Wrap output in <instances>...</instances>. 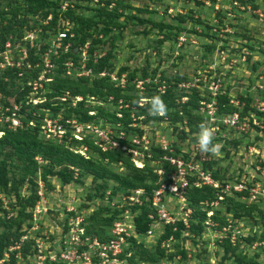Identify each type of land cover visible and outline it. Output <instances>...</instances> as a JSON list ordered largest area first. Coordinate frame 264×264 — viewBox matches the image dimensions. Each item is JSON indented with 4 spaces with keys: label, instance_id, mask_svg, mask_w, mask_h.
<instances>
[{
    "label": "trees",
    "instance_id": "1",
    "mask_svg": "<svg viewBox=\"0 0 264 264\" xmlns=\"http://www.w3.org/2000/svg\"><path fill=\"white\" fill-rule=\"evenodd\" d=\"M22 1L23 3L21 5L14 0H9L11 10H7L1 5L0 0V46L3 45L6 39L10 38L12 41L19 39L26 31L34 28H41L40 39L45 41L48 37L54 38L60 31L65 30L66 27H55L57 21H59L60 18L62 19V23L64 19L68 18V20H71V28L68 27L66 30V36L63 39V43L71 42L72 48L67 52H63L62 48H60L58 50V55L51 56V61L55 64H53V72L50 74L52 80L48 82L50 85V91L49 93H46V96L49 99L52 97V99H50V103L52 105L46 102L44 104H38L34 107L41 116L44 115L41 108L45 106L49 107L48 105H50L51 116H56L58 111H60L62 122L66 119H76L81 122L92 121L95 123L100 121L103 125L109 124L114 125L115 127L117 121H120L123 124V128L127 132L134 131L141 133L143 132V128H140L139 126L131 128L128 126L131 122L129 111H133L135 113L137 123L138 121L147 123L150 121L155 122L162 120V116H152L149 114L151 99L159 96L166 106V113L170 110L174 111L173 116L170 115L169 117L173 125L185 120L187 122L189 132L194 133L200 129L199 123L201 119L199 121L197 118L198 115L191 112V109H197L198 107V104L193 102L194 100L196 101L197 98L192 97L190 98L191 100L188 99L186 102L180 104L177 102V96H175L177 91L180 96L184 94L183 90L178 88L177 84L179 81L186 80V77L178 75L171 80L168 76L163 75L164 73H162V79L167 80L168 83L170 82L163 92L160 93L158 91L156 84L149 83L146 84V86L149 87V89H147L148 92L142 96L136 94L135 92L128 96L123 91L122 93L121 90L126 87L127 81L135 79L138 75L137 70L129 73L128 76L126 74L127 80L125 87L117 86L115 82L111 81L108 75H100L103 71L110 73L115 71L111 58L112 48L115 46L117 37L112 35V33L116 29V26H119L117 18L121 13L116 11L117 7L119 3L125 0H116L115 2L118 5L112 9H107L111 0H102L101 3H104L102 6H98L100 3H94L93 0H76L75 4H72L70 0ZM80 1L90 3L92 7H89L88 5H85L84 7L80 6ZM193 1L196 3L195 6L204 5L203 0ZM210 1L215 2V0ZM239 1L240 3L244 2V0ZM65 3L67 5L63 9L62 6ZM79 7L83 10H95V13L85 15L83 12H77L76 10ZM167 9L168 8L164 9L165 14ZM137 11L139 12L141 9H138ZM28 15H39V23L28 26L24 29L23 25L27 20L26 17ZM49 16L50 18H48ZM187 17H190V15L178 12L174 14V16L170 17L171 19L169 22H164L162 20L155 22L149 18H140L137 14L129 16V18H136L142 24L149 23L152 27H157L158 31L164 34V38L158 40L159 43L167 40L171 41V43L175 42L177 35H179L182 31H188L190 33L194 32L199 35L195 29L192 31L191 29H188V26H186L185 23ZM197 21L200 23L202 22L200 17H198ZM99 22L104 24L105 30L103 32L104 34L110 35L109 40L103 39V37L94 36ZM85 28H91L92 31L85 30ZM194 33L192 34L196 37ZM209 36H211V38L213 37V35ZM89 40H91V42L87 51L85 67L91 71V74L89 77H84L83 79L92 81L91 86L81 88L78 85L70 83L71 81H74V79L69 76H65L64 72L66 68L64 66V61L67 60V58H71L74 65H77L80 56L79 52L74 49L76 48L79 50L84 47ZM107 41L111 48L101 54L94 55L96 47L104 45ZM158 66L159 65L156 67ZM126 69V66L121 67L119 71H117V74L120 75ZM140 71L141 72L138 75L139 77L151 75V78L153 79L156 68H154L150 74L147 73L146 67L141 68ZM5 73L9 74L11 71ZM60 73H63V78H60ZM11 74L9 77V83L2 81L3 75L0 78V91H3L8 95H12L17 92L15 87L17 78L13 75V73ZM28 74L30 75V73ZM32 74L33 77H36L38 72ZM105 86L107 87L106 90L103 89ZM72 87H74L73 90L71 89ZM128 89H133V86H129ZM63 90L70 91L69 93L75 97L79 95L84 97L91 96L93 98H95V96L101 98L104 97L105 102L113 105L115 110L110 112L101 107L99 111L95 108L97 110V113L95 114V109L86 107L84 97H82V100L77 101L76 105L70 104V98H67L65 101H61L58 98L53 99L54 96L62 95ZM23 95L24 92H19L15 97L16 101H19ZM109 96H112L113 99L109 100ZM141 97L149 98V100L143 105H138ZM119 99H121L123 103L128 104L129 107L116 109V104ZM216 100L219 106V111L224 114L239 111L242 116H249L250 121L252 120L253 115H256L257 118H261L264 123V112H260L253 106H250V97L247 95L241 97V100L245 101V105L243 107L244 110L239 108V106L230 104L228 101L229 98L226 94L218 95ZM191 106H193V108H191ZM178 109H180V112H178ZM89 111H93V113L89 114ZM118 111L122 112V117L116 116ZM141 116L144 117L140 120L138 117ZM27 117L33 118L36 121V126L26 128L23 126L15 131L7 130L2 136H0V259H2L4 251L7 250L11 244L15 243V241H18L20 236L25 234L33 224L34 208L40 199L38 194L40 187L37 179L38 176L41 178L45 190L46 188H54L55 184L52 183L53 178L56 179L60 187H63L73 182L84 183V179L91 176V182L94 184L93 194L87 192L85 197L86 200L79 206L77 205L72 209L66 208V216L61 221V234L68 229V219L70 217H75L76 214H82V211H84L85 221L88 222L86 225L87 233L96 234L100 239H105L107 237V235H104L106 228L109 227L111 222L124 209L125 206L122 202L123 197L133 193L136 188H142L144 193L139 195L141 202L131 207L132 210H138V214L134 218L135 231L138 237L131 238V244L129 245L130 247H128L132 250L136 245H139V241L141 240L140 238L145 237L147 230H149L152 227V224L155 223L154 219L150 218V213H152L155 218H158L155 208L151 207V194L152 190L158 187L159 177L153 173L150 162L147 161L144 169L136 168L130 160L129 154H126L118 148L111 149L109 151H101V149L94 143V138L91 136L85 137L82 142L75 139L70 140L68 137L69 132L62 138L61 141L44 138L40 130V120L30 114L27 115ZM176 129V126H173V130L176 131ZM184 132L185 131L182 130L179 137L185 136ZM192 139V142L198 141L197 136H193ZM230 141L234 147L240 145L239 140L231 139ZM247 143L251 144L252 142ZM82 144L87 147L85 155L75 152V150H78L83 146ZM223 149L225 150V156L227 157L229 155V151L225 148ZM153 152L160 154L163 153L157 148L154 149ZM167 153L170 154V152ZM202 156L206 159L200 161L199 159ZM183 157L188 158V154H184ZM195 160L199 161L204 170L210 172L212 178L219 180V182H222L225 179L224 174L220 172L219 168H214L215 161L209 158L207 152L202 154V151L198 148ZM119 162H121V164ZM111 163H114L117 167L119 166V171L113 172L109 169L107 165ZM252 164L254 167L255 164ZM162 166L166 171H170L172 169V167L166 162H164ZM120 167L123 168L120 169ZM193 179L189 178L190 185L186 189L187 204L193 210L192 219L189 222L190 235L193 234L195 236H200L201 238L202 236L207 235L211 246V244L214 245V242H212L211 237L209 238V233L204 224L205 219L210 218L217 222V226H214L213 228L221 230L223 226L229 223V219L237 220V222H243L244 224L245 217L250 219L255 218V215H253L252 212V209H255L256 207L254 204L249 206L248 209L246 204L235 202L232 197L235 195L239 198L242 195L247 196V192L243 191L234 195H227L225 193L222 194L223 199L217 201L222 203L223 201L227 202H225L224 212L223 215H221L222 209L215 208L216 206L214 205L217 204H210L212 201L217 199V190L209 185H202L198 187L194 184ZM109 181L111 182L109 183ZM23 188L24 191L22 190ZM171 196L174 197L173 194L167 192L163 195V200H167V198ZM107 199L109 201H107ZM111 201H114V204H111ZM99 202H104L105 204L99 207ZM251 203H253V201ZM44 206L47 208L46 211L51 209L47 207L46 203ZM208 211H212V214L208 215ZM43 213L44 212H41L37 215L36 222L40 225V227L42 224L41 218L44 215ZM259 215L263 220L264 216L261 210L259 211ZM176 226V230H172L170 224L163 227L161 234L157 238V244L155 246L156 251L159 252L157 255L153 252H149L147 249H140L139 252L132 251L130 256H127V261L131 264H160V261L164 260L166 264H183L182 260L187 256L188 252L186 247H180L177 245L179 246L178 249H176L175 252H172L170 248L171 246H160L162 240L168 238L170 235L174 238L173 243L177 242L178 239L186 240L188 237H191H183L181 235L182 230L186 229L181 221L176 222ZM43 232L46 233V231L40 228L39 231H35V235L43 237ZM230 235L231 231H228L226 237H223L220 241H215V244L223 250L218 264H225V262L229 260H233L231 264H258V254H255V256H249L247 252L242 251V248H251L256 243V246L258 243L262 244L264 242V238H259L256 233L250 235L243 234L242 232V235H239L240 238L237 237L236 241L232 243ZM17 251H20L23 257L27 259L28 264H33L32 258H34L36 253L34 239L31 237L26 238L21 242L20 248L9 252V257L4 259V261L0 264H17V259L15 258V253ZM203 252L205 253L207 250H204ZM177 255H180L179 259H176ZM45 264H61V262L53 261L46 262Z\"/></svg>",
    "mask_w": 264,
    "mask_h": 264
},
{
    "label": "rangeland",
    "instance_id": "2",
    "mask_svg": "<svg viewBox=\"0 0 264 264\" xmlns=\"http://www.w3.org/2000/svg\"><path fill=\"white\" fill-rule=\"evenodd\" d=\"M14 1L21 5L23 3L22 0ZM96 1L98 2L99 0H93L94 3H96ZM115 1L116 0H111L107 9L117 7L118 4ZM203 1L205 2L204 5L199 6H195L196 3L193 0H125L119 3L116 10L121 13L117 18L119 26H116L114 31L112 30V35L117 37L115 46L112 48L111 58L114 69L117 73L121 67L126 66L127 69L123 72L128 76V74L132 73L134 70H137L139 75L141 68L144 67L147 68L148 74L156 68L154 76H159L160 80L157 79L156 82L159 83L152 82V84H156V86L161 84V89L163 86L170 84L167 80L162 79V73L171 80L178 75L186 77L188 81L179 83L178 85V88L182 89L184 94L180 96L178 91L175 93V96H177L176 99H178L177 102L180 104L192 97L197 98L196 101L194 100L193 102H196L198 105L201 103L206 104L211 101L209 99L208 87L212 79H217L221 84V90H225L229 99L242 101L241 97L247 95L250 97V106L254 107V87L259 80V74L264 75V0H244L243 3L237 0L239 6L231 4L230 0H215V2H211L210 0ZM70 2L75 4L76 0H70ZM79 3V5L83 7L85 5L92 7L90 3L83 1ZM1 5L7 10H11L9 0H1ZM102 5H104V3L98 4V6ZM216 6L218 9H216ZM165 8H168L166 11L168 15L164 13ZM138 9H141V11L138 12ZM76 11L83 12L85 15L95 13V10H83L80 9V7ZM178 12L190 15V17H187L185 24L188 26L189 30L191 29L193 31V29H195L199 33V35H197L192 32L198 39L197 43L193 44L190 41L191 45H188L189 39L182 45H180L177 40L173 43L169 40L159 43L158 40L163 39L164 34L160 33L157 27H152L149 23L142 24L136 18H129L130 15L137 14L140 18H149L155 22L159 20L169 22L171 19L170 17ZM198 17L201 18V23L197 21ZM26 19L23 25L24 29L39 23V15H28ZM61 21L62 19L60 18L55 27L66 26L67 28H71L70 19H64L63 23ZM85 30L92 31L91 28H85ZM104 30V24L99 22L94 36L109 40L110 35L104 34ZM192 33L191 35H193ZM209 35H213V37L211 38ZM90 42L91 40L85 44L83 49L78 50L80 59L77 65H75L72 70L70 67H66V71L64 72L65 76H68L67 71H70L71 75H69V77L74 79V81L70 83L78 85L81 88L91 86L92 81L83 79L84 77L90 76V74L86 75L83 69L87 60L86 56ZM110 48L107 41L104 45L96 47L94 55L101 54ZM218 48H222L226 54H229L230 62L232 63L231 66L219 62L215 54ZM84 52H86L85 55H83ZM157 65L159 66L156 67ZM137 76L135 78H137ZM63 77V73H60V78ZM134 82L133 80L127 81L126 87L123 88L121 92L123 91L128 96L134 92L140 96L148 92L147 89H149V87L146 86L143 93L140 94L142 90H137L134 86ZM131 85L133 89H128ZM73 88L74 87L71 89L73 90ZM71 89L69 90L72 91ZM103 89L106 90L107 87L105 86ZM67 98H70L71 105H73V103L76 105L77 101L75 96L70 93L67 95ZM84 98L86 107L90 109L97 108L100 111V108L103 107L110 112L115 110L113 105L105 102L104 97L95 96V98H93L91 96H85ZM242 102H244V104H241L240 108L244 110L245 101ZM120 106H122L121 108L129 107L128 104L117 102L116 109ZM214 106V104L210 103L206 108L212 111L215 108ZM191 108H193V106H191ZM179 110L180 109H178V112H180ZM129 112L130 116L132 114L135 116L133 111ZM173 112V110H170L165 115H162V120L155 122L150 121L147 123L138 121V124L144 126V129H147L149 135H151L152 132H154L155 136L164 135L167 140L173 142V145L177 147V151L189 152L188 155L194 156V152L196 151L195 147L198 142L196 144L192 142V137H198L200 129L194 133L189 132L185 120L173 125L169 119L170 115L173 116ZM191 112L198 115L197 118L199 121L201 119L199 125L204 124L211 130L213 134V145H220L217 153L213 154L207 152L209 158L215 161L214 168H219L220 172L224 174L225 179L229 178L235 181L237 178H240L242 174L249 175L247 171L252 174L251 165L253 166V158L247 155L248 153H246L245 147L247 148L249 145L247 142H252L250 144L252 145L255 141L261 139V136L259 137L258 135L259 130L257 129L258 134L255 132L244 133L241 132V130L223 127L216 122L215 124L218 125V129L214 126L215 131H213L211 129V127H213L211 125V119L209 115L207 116L204 114L205 110L198 112L197 109L193 108ZM96 113L97 110L95 111V114ZM206 113L208 114L207 111ZM202 114H204V116ZM143 117L144 116H142V118ZM259 121L264 126L261 118H259ZM99 123L101 122L99 121ZM208 124H210L211 127ZM173 126H176V131L173 130ZM182 130L185 131V136L179 137ZM231 139L239 140L240 145L234 147L230 141ZM173 145H171V147ZM223 148L229 151L227 157L225 156V150ZM204 153L205 152H202V154ZM107 167L113 172L119 171V166H115L114 163L108 164ZM37 179L40 186L39 191H41L39 194H43V201L41 202L44 204L46 203L47 207L51 209L46 211L47 208L44 206L45 210H41V212H44L41 218L42 224L41 227L37 224L36 231L42 228V230L46 231V234H49L50 238L51 236L55 238L61 232V221L66 216V208L70 209L77 205L79 206L85 201L87 192L93 194L94 184L91 182V176H88L84 179V183L73 182L69 185L60 187L56 179L53 178L52 183L55 184L54 188H46L45 190L41 178L38 176ZM110 182L111 181H109V183ZM22 190L24 191V188ZM232 197L235 202L246 204L248 209L252 204L256 206L255 209H252L255 218H244L243 234L252 235L256 233L259 238H264V201L255 200L251 203L252 201H248L242 197L239 198L236 195ZM225 202H218L217 205H214L216 206L215 208L222 209L221 215H223L224 212ZM103 204L105 203L99 202L98 206L101 207ZM260 210L263 212V220L259 215ZM162 230L163 227L158 223L154 228L153 235L141 237L139 241L141 245H136L132 250L129 249L130 254L132 251L139 252L140 249H147L149 252H153L157 255L159 252L156 251L155 246L157 244V238ZM256 244L251 248H242V251L247 252L249 256L258 254V264H264V243H258L257 246ZM169 245L171 246L172 252H175L179 246L187 247L190 256L187 255L182 260L183 264H218L223 253L222 248L217 244H211L210 246L207 235L202 236V238L192 235L186 240L178 239L177 242H170ZM204 250H207V252L204 253ZM160 262L162 264L164 260ZM232 262L233 260H229L225 262V264H231Z\"/></svg>",
    "mask_w": 264,
    "mask_h": 264
},
{
    "label": "built area",
    "instance_id": "3",
    "mask_svg": "<svg viewBox=\"0 0 264 264\" xmlns=\"http://www.w3.org/2000/svg\"><path fill=\"white\" fill-rule=\"evenodd\" d=\"M230 1L231 4L239 6L237 0ZM96 3H101V0L96 1ZM66 5L65 3L62 8L64 9ZM216 9H218L217 6ZM67 29L65 27V30L60 31L54 39L48 37L44 41L40 39L41 28H34L26 31L19 39L13 41L10 38L6 39L3 45L0 46V78L5 72L9 71L17 78L15 86L16 93L8 95L0 91V136L7 130L15 131L23 126L25 128L36 126V121L33 118L27 117L30 114L40 120V130L44 138L61 141L68 132L70 140L75 139L81 141L85 137L91 136L101 151L118 148L126 154H129L130 160L136 168L144 169L147 161H149L153 173L159 177L158 187L154 188L151 194V207L155 208L158 218H155L150 213L149 216L154 219L155 223L147 230L146 236L153 235L154 228L158 223L162 227L170 224L171 229L176 230V222L180 221L186 228L182 230L181 235L183 237L193 235H190L189 232V222L192 219L193 210L188 206L186 200V189L190 185L189 178H194V184L198 187L209 185L217 190V199L212 201L210 203L211 205L217 204V200L223 199L222 194L224 193L234 195L243 191L247 192V196H241L243 199L253 202L255 200L264 201V126L260 123L256 115H253L250 121L249 116H242L239 111H233L228 114L220 112L216 98L218 95H225L226 92L225 90H221V84L217 79H212L208 87L209 99L211 101L198 105L197 111L202 112L205 110L204 114L209 115L213 127L210 124L208 125L213 131H215L214 126L218 129V125L215 124L217 122L221 126L241 130L244 133L255 132L258 134V129V135L259 137L261 136L260 140L255 141L252 145L249 144L246 148L247 155L253 158L252 163L255 164L254 167L251 166L252 174L247 171L249 175L242 174L236 181L224 179L222 182H219V180L211 177L209 171L201 167L199 161L195 160V155L199 148L198 141H194L195 144L197 143L195 147L196 151L194 152L195 155H188V158H184V154H189V152H181V150L177 152V147L173 145L171 140H167L164 135L155 136L154 132L149 135L147 129H144V126H140L137 123L136 117L133 114L131 115V122L128 126L131 128L136 126L143 128V132L141 133L134 131L127 132L120 121H117L114 127V125L106 126L98 122H81L76 119H66L62 122L60 111H58L56 116H51L50 105L52 104L50 103V99L52 97L49 99L46 96V93L50 91L48 82L52 80L50 74L53 72L52 67L55 64L51 61V56L58 55L60 48H62L63 52H67L72 48L71 42L63 43ZM188 39V45H191L190 41L193 44L198 42L197 38L188 31H182L176 37L180 45L184 44ZM74 50L78 51L76 48ZM85 54L86 52L83 53V55ZM215 54L219 62H222L221 64L231 66L232 63L230 62L229 54H226L222 48L216 49ZM64 66L65 68L70 67L72 70L75 65L71 58H67L64 61ZM83 69L86 75L91 74V71L86 69L85 65ZM35 72H38V74L36 77H33L32 73ZM11 73H5L2 81L9 83ZM67 75H71V72L67 71ZM100 75H108L111 81L115 82L117 86L125 87L126 85L127 76L124 72L118 75L115 71L111 73L103 71ZM157 79L160 80L159 76H154L152 79L151 75H148L145 77H137L133 81H135V88L142 90L140 91V94H142L146 84L152 82L159 83L156 82ZM258 79L254 87V108L260 112H264V75L259 74ZM186 81L188 79L179 81V83H185ZM166 87L163 86L161 89V84L156 86L160 93ZM19 92H24V95L19 101H16L15 97ZM69 94L68 90H63L62 95L54 96L53 99L58 98L61 101H65ZM75 98L76 101L82 100L80 95ZM108 99L111 100L113 97L109 96ZM148 100L149 98L141 97L138 105H143ZM228 101L230 104L239 106V108L241 104H244L242 102L243 100L234 101L229 99ZM46 102L50 105H48L49 107L45 106L41 108L44 113L41 116L34 107ZM118 102L123 103L121 99ZM210 103L215 105L212 111L206 108ZM92 113L93 111H89V114ZM204 114L202 115L204 116ZM116 116L122 117V112L118 111ZM138 118L141 119L142 116ZM171 145L173 146L171 147ZM156 148L163 153L153 152ZM75 152L85 155L87 147L84 145L78 150H75ZM167 152H170V154ZM204 159L206 158L202 156L199 160L202 161ZM164 162L172 167L170 171H166L163 168L162 164ZM119 163L121 164V162ZM122 168L120 167V169ZM39 192L41 191L38 190V194ZM167 192L173 194L174 197L171 196L172 198L168 197L167 200H163V195ZM143 193L144 190L142 188H136L133 193L123 197L122 202L125 207L123 206L124 209L121 213L106 228L104 235H107V237L105 239H100L96 234L87 233L86 225L88 222L85 221L84 211H82V214H76L75 217H70L68 219L67 231L62 234L60 232L55 238H50L49 234L46 233H44L43 237L35 235L37 215L41 213V210H45L44 203L41 202L43 201V194L40 193V199L34 208L32 226L25 234L20 236L18 241H15V243L11 244L4 251L0 263L9 257V252L18 250L22 241L31 237L34 239L36 246V253L34 258H32L33 264H45L46 262L53 261H60L61 264H131L127 261V256H130V240L133 237H138L135 231L134 220L138 214V210H132L131 207L141 202L139 195ZM107 201L109 200L107 199ZM110 203L114 204V201ZM207 214L211 215L212 211H208ZM228 222L221 230H218L213 228L217 226V222L210 218L205 219V227L209 233V238L211 237L214 244L216 240L220 241L223 237H226L228 231H231L230 240L232 243L236 241L240 234L242 235L243 222H237V220L232 219H229ZM173 241L174 238L170 235L168 238L162 240L161 247H170L169 243H173ZM15 258L17 259V264H28L27 259L23 257L20 251L15 253ZM179 258L180 255H177L176 259ZM162 264H166L165 261Z\"/></svg>",
    "mask_w": 264,
    "mask_h": 264
},
{
    "label": "clouds",
    "instance_id": "4",
    "mask_svg": "<svg viewBox=\"0 0 264 264\" xmlns=\"http://www.w3.org/2000/svg\"><path fill=\"white\" fill-rule=\"evenodd\" d=\"M149 114L152 116H155L157 114L162 116V115L166 114V106H165L163 100L159 96L153 97L151 99ZM83 140H81V142ZM197 140H198L200 151L211 152L213 154H215L219 151L220 145L219 144L213 145V143H212L213 134H212L211 130L208 129L203 124L200 125V131H199V135L197 137ZM82 145L84 146V144H82ZM188 253H189V251L187 252V255H188Z\"/></svg>",
    "mask_w": 264,
    "mask_h": 264
}]
</instances>
